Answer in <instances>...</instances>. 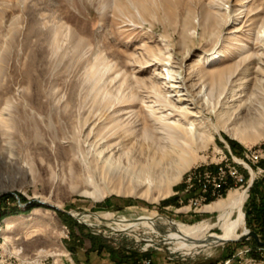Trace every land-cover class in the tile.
<instances>
[{"label": "rangeland", "instance_id": "374dc122", "mask_svg": "<svg viewBox=\"0 0 264 264\" xmlns=\"http://www.w3.org/2000/svg\"><path fill=\"white\" fill-rule=\"evenodd\" d=\"M260 150L264 0H0V195L8 211L21 210L8 216L5 237L26 256L61 264L78 226L67 213L94 224L159 218L218 235L221 211L212 207L239 194L242 236L250 189L264 177L247 156ZM235 160L245 161L247 183L230 181L221 197L190 207L204 174ZM193 175L195 191L187 188ZM39 201L48 208L25 211ZM166 230L140 226L101 237L102 246L110 256L149 253L153 264H209L227 254L224 264H264L252 243L188 255Z\"/></svg>", "mask_w": 264, "mask_h": 264}, {"label": "built area", "instance_id": "2783aa9c", "mask_svg": "<svg viewBox=\"0 0 264 264\" xmlns=\"http://www.w3.org/2000/svg\"><path fill=\"white\" fill-rule=\"evenodd\" d=\"M247 159L254 164H258L259 162L264 160V150H260L251 154L250 156H247ZM243 163L245 164L244 160L243 162H238L235 160L229 165L226 164L225 166L218 167L215 172L205 173L199 184V194L196 199L191 200L189 206L194 208V210H197L199 207L202 206V204L204 205L208 198L221 197L222 192L229 188L230 181L233 182L235 185H239L241 187L244 186L247 183V179L246 176L240 170V165H244ZM250 172L252 175V170H250ZM260 172L264 173V170H260ZM196 178L197 177L195 176L188 178V190H196L194 189L193 184ZM5 198V196L0 197V264H50V255L42 254L41 256H39L38 253H36L33 256H26L22 247L18 246V244L13 245V243H10L9 240L6 239L5 235L8 227L6 223L8 218L6 213L9 212L7 205L10 204L7 201L4 202ZM121 219L123 218H118V220ZM77 223L78 225L87 226L93 236H99L106 239H112L114 237L125 235L128 236L131 233L127 232L126 230H117L112 226L108 225L105 220L104 222L100 221L99 224H94L91 223L90 220L88 222H85L79 219L77 220ZM64 229L67 232L66 237L69 238V228L67 226H64ZM144 251L147 252L148 248H146ZM69 256V253H65L61 255V258L65 259ZM62 259H60L61 264H63L61 261ZM69 263L71 264L70 260ZM52 264L56 263L53 262ZM141 264H153V261L151 259H144Z\"/></svg>", "mask_w": 264, "mask_h": 264}, {"label": "bare ground", "instance_id": "6f19581e", "mask_svg": "<svg viewBox=\"0 0 264 264\" xmlns=\"http://www.w3.org/2000/svg\"><path fill=\"white\" fill-rule=\"evenodd\" d=\"M155 74L157 75V73ZM170 82H172L171 84L173 88L176 86L175 84L178 83L173 80L172 76L170 77ZM178 88L179 87H177V89ZM198 108L200 109L199 111L202 112L203 110L202 107L198 106ZM211 130L217 131V127L211 124ZM187 131L190 134L189 140H191V142H193V140L197 141L198 138H200L201 136L197 134L196 124L194 123H189V127L187 128ZM187 146L189 147V145ZM244 201H245V194H239L234 199V201L230 203L221 204V205L212 207V209L214 210L218 209L221 211V215L219 217L221 233L218 235L211 236V237L205 236V233L209 227L204 226V225L188 226L184 224H168V222L162 219H159V218L155 220L146 219L150 222L144 223V224H140L141 219L143 218L137 220L135 223H132V224L129 222L123 221V220H116V219L114 220V219H106V218L104 220H106L108 225L112 226L113 228L117 230H121V231L126 230L130 232L134 228L140 227V226H147L153 230H158L161 226H165V228H167L166 235H167L169 242L178 244L179 245L178 249L185 251L188 255H191V254L199 253L200 251L205 250V249H210V248L222 245L221 243L223 241H227L226 243H228L231 241H236L241 237V235H239L240 216L242 214V208H243ZM89 215L95 218H98L96 215H93V214H89ZM78 218L86 222L89 220V217L87 215H78ZM234 218H235V221L233 224H231V221ZM7 238L8 237H6V239Z\"/></svg>", "mask_w": 264, "mask_h": 264}, {"label": "trees", "instance_id": "16d2710c", "mask_svg": "<svg viewBox=\"0 0 264 264\" xmlns=\"http://www.w3.org/2000/svg\"><path fill=\"white\" fill-rule=\"evenodd\" d=\"M230 144L232 147H235V142L231 141ZM264 170V160L261 161L258 166ZM213 200L210 199L208 203H211ZM35 207H42V205L38 203H32L27 206L26 212L31 211ZM46 207V206H43ZM48 208V207H46ZM58 215H61V212H58ZM244 211L246 215V222L247 226L250 229L251 232H255L259 238L264 242V177L259 178V180H255L253 183V186L250 189V198L247 204L244 206ZM21 213V210L17 207L11 211H9L7 214L8 216H13L16 214ZM67 216V215H63ZM71 219V221H69ZM63 222H65L66 225H70V222L75 223V221L67 216V219H62ZM99 240V241H98ZM96 241H98V244L101 248L102 242L104 241L101 239V237L96 238ZM247 243H252L254 247L264 249L263 246H259V244L254 240L250 239L245 242H238L237 245H245ZM150 254H141L139 251L136 250H121L118 253H113L111 255L112 260L116 262V264H140L144 258H149ZM233 258V254H227L226 256H223L220 260L210 262L209 264H219V263H226V261ZM208 264V263H207Z\"/></svg>", "mask_w": 264, "mask_h": 264}, {"label": "crops", "instance_id": "0c3cea01", "mask_svg": "<svg viewBox=\"0 0 264 264\" xmlns=\"http://www.w3.org/2000/svg\"><path fill=\"white\" fill-rule=\"evenodd\" d=\"M72 228V238L66 248L70 256L61 260L63 264H70L69 260L71 264H116L99 244L93 245L98 237L93 236L88 228L76 224Z\"/></svg>", "mask_w": 264, "mask_h": 264}, {"label": "water", "instance_id": "95a60500", "mask_svg": "<svg viewBox=\"0 0 264 264\" xmlns=\"http://www.w3.org/2000/svg\"><path fill=\"white\" fill-rule=\"evenodd\" d=\"M11 194L14 195L18 199L19 204H21L20 198L18 197V195L16 193H13V192ZM4 195L5 194H2V195H0V197H2ZM38 203L43 205V206H46V203H44V202L39 201ZM21 207H23V206L21 205ZM49 207L56 209V210H59L57 207H54V206H49ZM67 214L69 216H71L73 219L79 220L78 217L74 216L73 214H71V213H67ZM250 239H254L260 246H264V242H262L260 240L259 236L255 232H251V231H249V233H247V234H243L238 240L231 241V242H245V241L250 240ZM226 242L227 241H223L221 244H225Z\"/></svg>", "mask_w": 264, "mask_h": 264}]
</instances>
